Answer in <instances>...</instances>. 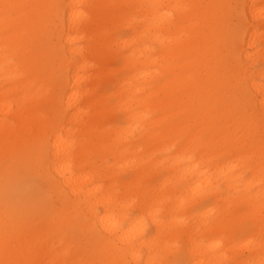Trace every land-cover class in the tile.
Wrapping results in <instances>:
<instances>
[{
    "label": "bare ground",
    "instance_id": "bare-ground-1",
    "mask_svg": "<svg viewBox=\"0 0 264 264\" xmlns=\"http://www.w3.org/2000/svg\"><path fill=\"white\" fill-rule=\"evenodd\" d=\"M129 2L142 12V27L129 40L137 42V58L123 55L121 60L132 72L150 67L139 75L142 84L154 83L152 88H124L116 80L120 72L112 70L115 40L105 27ZM3 3L38 7L11 10L7 16L0 7V264H161L158 207L147 214L154 234L145 240L143 221L131 219L127 196L114 187V171L100 165L127 155L130 145L125 132L109 129L115 108L102 96L107 82L120 96L128 95L118 107L128 122L138 119L131 110L135 102L141 115L162 114V123L173 116L166 115L173 108L183 118L210 127L220 125L213 113L232 118L230 135L220 136L216 130L220 137L209 134L203 141L192 135L195 148L181 151L180 160L191 162L181 169L186 182L191 175H202L199 166L208 163L202 151L194 153L201 150L197 145L212 148L225 142L230 151L246 154L249 142L254 150L248 161L262 163L252 175L264 171V71L251 72L250 65L242 67L238 61L239 56L247 63L257 53H250L257 41L259 58L264 57V31L257 33L258 26L264 30V0H243L245 18L236 21L231 33L229 58L220 51L229 0H0ZM51 31L58 34V48L46 44ZM156 48L157 57L149 61ZM86 58L101 68L88 74ZM226 62L231 64L228 71ZM53 66L67 68L66 74L63 68L56 74ZM130 78V84L137 81L135 75ZM240 78L244 87L238 90ZM252 130L260 131L262 138L250 134ZM136 171L141 175V165ZM32 173L42 186L29 192L20 177ZM102 179L103 186L98 184ZM215 195L207 190L193 205L199 207ZM258 204L251 202L252 211L264 212ZM73 224L87 237L84 248L68 233ZM191 253L202 254L200 249Z\"/></svg>",
    "mask_w": 264,
    "mask_h": 264
},
{
    "label": "rangeland",
    "instance_id": "rangeland-1",
    "mask_svg": "<svg viewBox=\"0 0 264 264\" xmlns=\"http://www.w3.org/2000/svg\"><path fill=\"white\" fill-rule=\"evenodd\" d=\"M237 3L235 0H229V13L225 18V34L220 51L227 58L230 57L232 50L231 33L235 29L236 21L239 18H245L242 12L243 0ZM126 8L123 14L105 27V31L115 40L113 48L117 58L112 70L120 72L116 80L121 81L124 88H152L154 83L142 84L139 75L143 71L150 70V67L138 66L132 72L128 67L123 66L121 60L123 55L137 58L134 52L137 42L129 40L134 39L133 31L138 33L142 27L140 22L142 12L134 10L132 2H129ZM263 31L258 26L257 33L262 34ZM57 36L56 31L49 32L46 44L57 47V38H55ZM123 42L129 44L123 47ZM156 51L157 48L147 56L149 61L157 57ZM254 52L257 53L247 63L239 56L238 61L242 63V67L250 65L251 72L264 71V57L259 58L262 54L260 41L250 48V53ZM84 63L88 74L93 68H101L97 61L90 58H86ZM230 67L231 64L226 62L225 70L228 71ZM52 68L56 74H60L62 68L64 75L67 72V68L62 66ZM132 75L136 76L137 81L130 84ZM248 92L251 93L250 90ZM102 96L110 106L115 108L113 109L114 120L109 123V129L118 130L120 134L125 132L127 143L130 145L127 147V155L118 160L107 159L100 165L114 171L115 175H111L114 178V187L120 188L121 196H127L125 201L131 204L129 210L131 219L143 221L145 240L150 239L154 234L147 214L154 211L155 205L158 207L160 223L163 227L159 234L162 241L160 242L158 238L157 243L161 264H198L200 261L199 264L213 262L216 264H264V212L255 213L251 209V202L257 201L258 207L264 211V171L252 175V169L262 163L260 159L253 158L251 161L247 159L254 147L251 148L250 143L247 142L248 153L245 154L240 150L230 151L225 142H219L212 148L197 145L201 150L196 149L194 153L202 151L208 160V163L204 162L199 166L198 174L204 171L203 174L191 175L187 182V176L181 175V169L191 164L180 159L183 148L191 146L195 148L196 142L192 135L198 134L201 141L206 140L209 134H214L216 137L230 135V132H233L232 118L213 113L214 120L220 125L210 127L206 126L207 123L204 124L205 121L183 118V114L173 108L166 114L173 116L162 123L164 117L162 120L159 118L162 114L141 115L135 102L131 105V110L138 119L128 122L125 115L118 111L119 105L129 99L128 95L120 96L118 92H115L114 84L107 82L103 86ZM130 99L139 98L131 97ZM235 100L241 102L239 94H236ZM178 123L180 125H177ZM216 130L221 131L220 136ZM239 132L245 133L242 129H239ZM252 133L259 134L258 136L262 138L260 131L252 130L250 134ZM152 136H158V139L152 140ZM185 155L189 156L188 149L185 150ZM93 159L99 162L100 157L94 154ZM247 164H249L248 168H246ZM137 165H141V175H135ZM222 175L225 176L222 177ZM20 183L26 184L29 192L42 186L41 178L33 173L21 176ZM98 184L103 186L106 181L102 179ZM207 190L216 192L215 197L199 207L194 206L193 203L203 198ZM241 198L245 201L239 202ZM48 200L53 201V198L50 197ZM68 231L71 237L79 240L81 247L84 248L88 240L81 227L73 224L68 226ZM197 249H200L201 255L191 253L192 250ZM255 250L258 255L254 254ZM209 260L210 262H207Z\"/></svg>",
    "mask_w": 264,
    "mask_h": 264
},
{
    "label": "snow or ice",
    "instance_id": "snow-or-ice-1",
    "mask_svg": "<svg viewBox=\"0 0 264 264\" xmlns=\"http://www.w3.org/2000/svg\"><path fill=\"white\" fill-rule=\"evenodd\" d=\"M0 7L3 8L4 13H5V16H7L11 10L22 9V8H29V7H38V6L3 3L2 5H0ZM235 87L238 90L243 89L244 82H243V79L242 78L237 79L236 84H235Z\"/></svg>",
    "mask_w": 264,
    "mask_h": 264
}]
</instances>
